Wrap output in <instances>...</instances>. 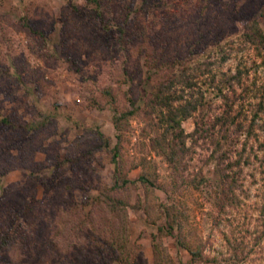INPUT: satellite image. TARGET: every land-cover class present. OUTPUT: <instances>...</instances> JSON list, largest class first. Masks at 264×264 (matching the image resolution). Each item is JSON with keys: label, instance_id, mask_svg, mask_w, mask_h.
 Listing matches in <instances>:
<instances>
[{"label": "rangeland", "instance_id": "obj_1", "mask_svg": "<svg viewBox=\"0 0 264 264\" xmlns=\"http://www.w3.org/2000/svg\"><path fill=\"white\" fill-rule=\"evenodd\" d=\"M262 5L0 0V115L11 123L0 125V236L6 237L0 264H185L189 254L176 245V233L225 264L224 232L246 228L250 244L264 196V156L253 138L244 152L251 163L242 167L238 205L221 209L212 145L186 139L188 151L175 172L150 148L156 133L150 118L127 116L115 130L112 116L141 106L153 84L183 66L214 60L216 46L229 52L223 72L233 73L242 60L245 81L261 83L264 59L243 47L239 35ZM260 26L264 31V19ZM206 97L210 105L182 121L185 132L195 118L219 112V99ZM115 134L120 170L131 181L119 188L112 187L109 151ZM141 174L157 185L141 183ZM158 185L181 211L180 231H167V199ZM253 248L247 259L262 264L264 238Z\"/></svg>", "mask_w": 264, "mask_h": 264}, {"label": "trees", "instance_id": "obj_2", "mask_svg": "<svg viewBox=\"0 0 264 264\" xmlns=\"http://www.w3.org/2000/svg\"><path fill=\"white\" fill-rule=\"evenodd\" d=\"M85 1L97 6L99 0ZM263 19L264 5L244 22L239 35V43L243 47H249L261 61L264 59V31L260 26ZM215 53L217 57L214 60L185 65L178 73L153 84L142 96L141 106H135L118 115L114 114L112 123L114 129L118 130L119 122L127 116L139 113L142 117L150 118V125L156 131L150 138V148L163 155L169 167L175 172L178 171V164L188 151L186 139L190 140L191 145L198 140L207 141L212 145L210 156L216 162L219 177L215 190L216 197L219 198L217 205L223 209L237 206L239 195L236 191H244L242 167L251 163L250 156L244 154L250 138L257 142L256 149L264 156V80L258 84L254 81L247 83L245 80L248 77V68L242 60L236 62L233 73L223 72L220 66L229 57V52L221 46H216ZM207 93L219 99V112L195 118L192 131L185 132L181 126L182 121L193 116L199 107L209 106L212 102V99L206 97ZM256 120L260 121L258 128L262 130L261 138L255 133ZM0 125H11L7 116L0 115ZM238 132L244 136L240 142L235 137ZM115 139L109 151L113 165L112 187L119 188L131 181L120 170L117 158L118 134H115ZM236 145L240 148L237 149ZM253 155L257 157L255 153ZM138 180L150 186L157 185L154 180L143 174ZM39 183L47 185L43 180ZM157 187L165 193L167 199V203L164 204L167 231L173 229L180 231L181 211L176 208L167 188L160 185ZM262 198L257 208V224L249 233L254 239L250 244L245 242L242 234L246 228L229 229L224 232L223 241L228 251L226 258L223 259L225 264H253L247 257L253 251V247L264 238V196ZM113 206L112 204L111 207ZM237 231H241L240 236L236 234ZM5 238L0 236L1 243L5 242ZM173 238L176 245L189 254L185 264L219 263L216 257H204L201 246H192L177 233Z\"/></svg>", "mask_w": 264, "mask_h": 264}]
</instances>
